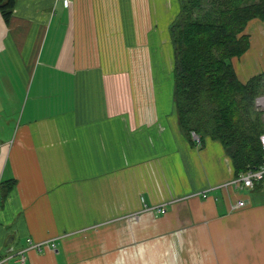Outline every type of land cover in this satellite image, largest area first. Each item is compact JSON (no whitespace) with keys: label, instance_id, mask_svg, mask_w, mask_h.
Listing matches in <instances>:
<instances>
[{"label":"crops","instance_id":"obj_1","mask_svg":"<svg viewBox=\"0 0 264 264\" xmlns=\"http://www.w3.org/2000/svg\"><path fill=\"white\" fill-rule=\"evenodd\" d=\"M178 10L16 0L8 22L0 14V183L15 180L4 196L0 185V264L20 250L26 264H264V189L233 185L220 142L180 132L166 102L139 111L132 56L153 39L146 55L171 66ZM244 33L230 59L241 82L264 71V20ZM54 72L73 105L38 115Z\"/></svg>","mask_w":264,"mask_h":264},{"label":"trees","instance_id":"obj_2","mask_svg":"<svg viewBox=\"0 0 264 264\" xmlns=\"http://www.w3.org/2000/svg\"><path fill=\"white\" fill-rule=\"evenodd\" d=\"M16 0H0L8 22ZM169 24L173 53L172 103L180 132L217 140L231 160L234 176L262 159V112L255 106L264 91V71L241 82L230 59L249 47V20H264V0H178ZM15 180L1 182L3 196Z\"/></svg>","mask_w":264,"mask_h":264},{"label":"rangeland","instance_id":"obj_3","mask_svg":"<svg viewBox=\"0 0 264 264\" xmlns=\"http://www.w3.org/2000/svg\"><path fill=\"white\" fill-rule=\"evenodd\" d=\"M152 40H148L149 42L146 45L144 41H140L136 53L132 56L135 67L138 70L139 78L137 79L139 84H136L137 98H140V101L147 100L144 101L145 103L141 106L139 105L138 108L141 112H152L153 98L154 104L157 103L155 104L156 112L162 113L160 103L166 102L169 106L168 110L170 113H173V61L170 66V61L167 62V58L165 57L162 58L163 60L159 61L160 56L158 55L147 56L146 52H148V50H150V53H153L150 49ZM147 47H149V49H147ZM42 75L44 77L45 74ZM48 76L49 74L45 75L44 82L47 80L46 77ZM37 78H39V73L37 74ZM52 81L53 88L41 90V93H43V100L41 101L45 106L39 108L38 115L51 117L53 114H64L67 113L73 105V93L70 96L68 92L71 90L72 83H66V87H63L62 84L64 82L62 83V75L60 73L56 74V72L52 74ZM55 81L59 82L55 83ZM31 92H33V89ZM255 106L262 112V118L264 121V91L256 98Z\"/></svg>","mask_w":264,"mask_h":264},{"label":"built area","instance_id":"obj_4","mask_svg":"<svg viewBox=\"0 0 264 264\" xmlns=\"http://www.w3.org/2000/svg\"><path fill=\"white\" fill-rule=\"evenodd\" d=\"M66 5L70 4L72 0H61ZM191 135L198 140V136L192 132ZM260 145L262 148V159L260 163L254 167L249 168L244 172L239 173L232 179V184L241 189H254L256 187L264 189V132L259 136ZM39 248V245L34 246ZM6 254L5 256H7ZM5 260V259H3ZM3 260H0L3 261ZM16 263L17 264H26V255L22 250L18 251L16 254Z\"/></svg>","mask_w":264,"mask_h":264}]
</instances>
